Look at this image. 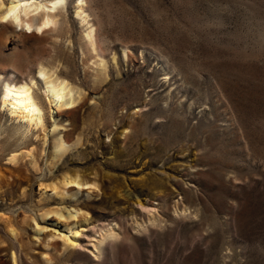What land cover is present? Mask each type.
Segmentation results:
<instances>
[{"label": "rangeland", "instance_id": "rangeland-1", "mask_svg": "<svg viewBox=\"0 0 264 264\" xmlns=\"http://www.w3.org/2000/svg\"><path fill=\"white\" fill-rule=\"evenodd\" d=\"M76 1L36 37L0 20V96L33 78L45 115L0 97V264H264V0Z\"/></svg>", "mask_w": 264, "mask_h": 264}, {"label": "bare ground", "instance_id": "bare-ground-1", "mask_svg": "<svg viewBox=\"0 0 264 264\" xmlns=\"http://www.w3.org/2000/svg\"><path fill=\"white\" fill-rule=\"evenodd\" d=\"M64 8L65 0H9L7 5H4L3 0H0V20H6L5 17L7 19L10 18L13 23L23 27L21 34L35 36L38 32L57 31L58 14L64 13ZM75 9L76 16L81 22H89L85 0H77ZM55 10L60 11V13L55 12ZM87 34L93 45L95 43L93 28L89 29ZM124 54L127 55V52L125 51ZM99 61L101 64L105 63L102 58ZM38 74L42 77L44 91L49 102L54 103L57 108L76 104L75 102L78 98L75 95V89L68 81L54 76V73L44 66H39ZM35 84L36 82L33 78H30L29 81L21 82L4 81L0 96L1 103L7 107L10 114L26 121L28 127L44 128V106L35 92ZM64 144L63 139H60L59 147H63ZM15 154L13 153L9 156L10 161L13 162L15 160L17 157ZM69 183L84 184L71 177L63 181L64 185ZM139 206L142 210L147 211L155 209L151 204L148 206L139 203ZM107 234L108 237L117 236L113 229H109ZM64 241L68 242V237H64Z\"/></svg>", "mask_w": 264, "mask_h": 264}, {"label": "snow or ice", "instance_id": "snow-or-ice-1", "mask_svg": "<svg viewBox=\"0 0 264 264\" xmlns=\"http://www.w3.org/2000/svg\"><path fill=\"white\" fill-rule=\"evenodd\" d=\"M5 19H7V18L5 17Z\"/></svg>", "mask_w": 264, "mask_h": 264}, {"label": "clouds", "instance_id": "clouds-1", "mask_svg": "<svg viewBox=\"0 0 264 264\" xmlns=\"http://www.w3.org/2000/svg\"><path fill=\"white\" fill-rule=\"evenodd\" d=\"M7 18V17H6Z\"/></svg>", "mask_w": 264, "mask_h": 264}]
</instances>
